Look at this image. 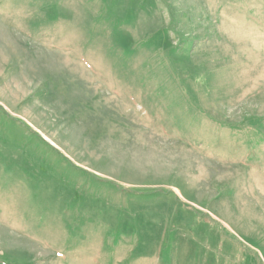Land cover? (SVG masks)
<instances>
[{"label":"rangeland","instance_id":"obj_1","mask_svg":"<svg viewBox=\"0 0 264 264\" xmlns=\"http://www.w3.org/2000/svg\"><path fill=\"white\" fill-rule=\"evenodd\" d=\"M0 264H264V0H0Z\"/></svg>","mask_w":264,"mask_h":264}]
</instances>
